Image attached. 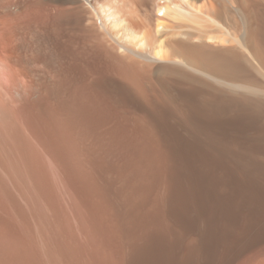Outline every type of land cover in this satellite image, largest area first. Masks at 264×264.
I'll return each instance as SVG.
<instances>
[{
  "label": "rangeland",
  "instance_id": "374dc122",
  "mask_svg": "<svg viewBox=\"0 0 264 264\" xmlns=\"http://www.w3.org/2000/svg\"><path fill=\"white\" fill-rule=\"evenodd\" d=\"M57 1L0 0V58L14 64V75L26 87L33 105L37 104L35 109L42 114L46 108L49 111L52 134L48 138L59 154V168L68 174L60 169L55 172L59 179L56 184L49 168L37 157L39 148L31 144L39 178L29 192L0 161V192L8 198L7 205L0 202V264H39L23 230L36 234L47 264H264V94L230 89L226 82L232 84L240 77L230 78L226 71L227 76H219L202 68H192L195 72L187 68L197 77L188 81L167 75L159 68L163 62L157 63L153 67L155 80L153 76L145 79L149 102L126 82L109 80L119 89L115 93L125 98V111L148 114L151 121L135 116L124 120L112 114V120L102 118L90 124L97 148L91 151L95 155L89 164L100 176L101 191L111 202L116 221V229L111 232L116 242L107 246L102 236H95L106 224L100 222L95 228L82 223L81 207L84 198L91 197L92 189L84 182L75 186L69 179L81 176L69 147L68 125L58 118L56 107L46 101L45 89L36 75L43 68L40 58L45 53L58 68L60 39L32 40L36 72L31 78L15 66L20 45L31 42L30 31L44 35L52 26L51 20L71 9V4ZM87 1L94 5L96 0ZM231 2L240 9L238 0ZM244 13L243 25L235 33L238 40L248 42L251 26ZM231 46L225 48L234 50L235 44ZM263 58L251 59L262 73L257 82L260 91H264ZM172 61L187 65L184 58ZM3 77L7 83L0 85V98L9 103L12 80ZM215 78L225 80L222 82L226 85L221 87ZM44 158L45 163L50 161ZM46 218L60 222L53 224L62 235L59 258L46 237ZM82 231L96 239L89 238L88 242ZM71 233L80 235L79 240L65 243L64 238Z\"/></svg>",
  "mask_w": 264,
  "mask_h": 264
},
{
  "label": "bare ground",
  "instance_id": "6f19581e",
  "mask_svg": "<svg viewBox=\"0 0 264 264\" xmlns=\"http://www.w3.org/2000/svg\"><path fill=\"white\" fill-rule=\"evenodd\" d=\"M238 1L240 9L234 8L231 0H96L94 5L86 0H61V4H71V9H65L59 18L51 20L52 26L44 35L31 30V42L20 43L21 53L19 57L16 56L15 66L31 78L36 72L33 68L35 61L33 62L32 40L43 37L59 38L61 41L58 68L52 64L49 54L45 53L40 58L43 68L36 75L38 74L37 77L45 89L46 101L56 107L58 118L62 122L64 119L68 125L71 136L69 147L81 176L73 175L69 179L75 186L84 182L92 189L89 199L83 197L82 223L92 227L100 222L106 224L103 232L95 235L100 238L102 236L105 245L116 242V237L111 232L112 228L116 229V221L114 222L115 214L111 202L101 191L100 176L94 173L89 164L95 155L91 151L97 148L94 143L97 138L90 133L89 126L98 119L112 120L115 117L112 114L124 120L135 116L134 119L138 118L140 121H151L148 114L137 115L125 111L122 105L126 103L125 98L120 92L115 93L117 87L113 84L111 86L109 80L114 78L126 82L143 101L149 102L145 79L152 78L156 74L153 67L163 62L164 65L161 64L159 68L162 72L165 70L169 76L193 81L197 77L189 72L194 67L219 76H227L226 72H229L230 78L234 76L235 79H240L233 80L230 84L231 81L229 83L215 78L216 83L224 85L226 82L234 91L243 89L254 95L264 94L257 84L258 74L262 73H259L255 59L251 60L252 57H264V0ZM147 6H150V11ZM241 13L248 16V26H251L248 42L238 40L235 33L243 25ZM231 44H235L234 50L225 48ZM178 57L187 61L186 67L172 61ZM187 68H191V71L187 72ZM14 73V64L10 65L0 58V85L7 83L4 75L12 80L11 102L6 103L0 98V161L12 173L14 180L30 192L39 178L37 169L34 168L36 155L31 144L39 148L41 153L37 157L49 168L56 184L59 179L55 172L61 165L57 149L48 138L52 134L48 123L49 111L46 108L42 114L35 109L37 104L33 105L31 98L27 96L26 87L17 80ZM155 77L153 76V80ZM202 83L205 84L203 81ZM205 85L210 86L209 83ZM249 100L251 99H246L247 102ZM106 131L110 133L109 128ZM45 156L50 158L49 162H44ZM60 170L67 174L66 170ZM59 193L62 197V192ZM74 196L75 200L79 199L77 194ZM0 202L8 204V198L2 192ZM70 212L73 214L72 210ZM43 223L46 237L54 244L53 254L59 258L62 251L58 241H61L62 235L55 231L57 228L53 224L60 222L46 218ZM81 235L86 236L88 242L95 238L88 237L83 231ZM23 236L31 244L39 264H47L36 234L23 230ZM66 236L65 243L67 240H79L77 237L80 235L71 233Z\"/></svg>",
  "mask_w": 264,
  "mask_h": 264
}]
</instances>
